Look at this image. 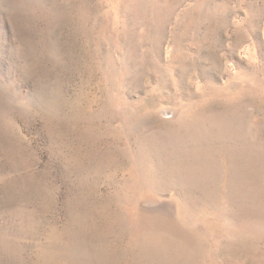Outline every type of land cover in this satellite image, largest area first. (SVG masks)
<instances>
[{
  "label": "rangeland",
  "instance_id": "374dc122",
  "mask_svg": "<svg viewBox=\"0 0 264 264\" xmlns=\"http://www.w3.org/2000/svg\"><path fill=\"white\" fill-rule=\"evenodd\" d=\"M0 264H264V0H0Z\"/></svg>",
  "mask_w": 264,
  "mask_h": 264
}]
</instances>
